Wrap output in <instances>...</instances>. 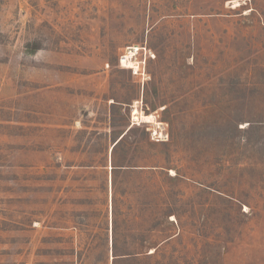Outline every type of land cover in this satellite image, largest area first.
<instances>
[{"label":"rangeland","instance_id":"rangeland-1","mask_svg":"<svg viewBox=\"0 0 264 264\" xmlns=\"http://www.w3.org/2000/svg\"><path fill=\"white\" fill-rule=\"evenodd\" d=\"M0 264H264V0H0Z\"/></svg>","mask_w":264,"mask_h":264},{"label":"built area","instance_id":"built-area-1","mask_svg":"<svg viewBox=\"0 0 264 264\" xmlns=\"http://www.w3.org/2000/svg\"><path fill=\"white\" fill-rule=\"evenodd\" d=\"M137 52H138V50L135 51V54L132 56L133 58L135 57ZM131 60H132L131 58H128L127 52H125V54L122 55V57H120V60H119L120 67L125 68V69H130V70H132V72H134V67H133V63ZM136 64L138 65L137 68H140V67L143 68V66H144L143 61H138ZM136 73L137 72H134V74H136ZM161 136H162V134H161Z\"/></svg>","mask_w":264,"mask_h":264},{"label":"bare ground","instance_id":"bare-ground-1","mask_svg":"<svg viewBox=\"0 0 264 264\" xmlns=\"http://www.w3.org/2000/svg\"><path fill=\"white\" fill-rule=\"evenodd\" d=\"M238 6V5H237ZM138 50L135 47H131V48H127L126 52L128 54V58H132V56L135 54V51ZM136 111L133 113V115H136ZM134 119L136 120V117H134ZM146 122L150 121V117H144L143 118Z\"/></svg>","mask_w":264,"mask_h":264}]
</instances>
